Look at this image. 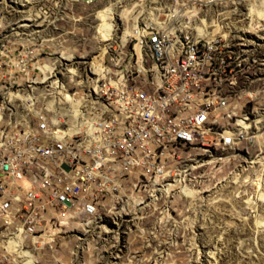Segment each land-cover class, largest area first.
<instances>
[{
  "label": "built area",
  "instance_id": "1",
  "mask_svg": "<svg viewBox=\"0 0 264 264\" xmlns=\"http://www.w3.org/2000/svg\"><path fill=\"white\" fill-rule=\"evenodd\" d=\"M127 37L134 63L118 69L116 39L100 58L53 59L0 35V264L69 235L96 255L178 252L196 216V200L182 207L183 152L253 138L261 25L142 21Z\"/></svg>",
  "mask_w": 264,
  "mask_h": 264
},
{
  "label": "rangeland",
  "instance_id": "2",
  "mask_svg": "<svg viewBox=\"0 0 264 264\" xmlns=\"http://www.w3.org/2000/svg\"><path fill=\"white\" fill-rule=\"evenodd\" d=\"M206 1L0 0V35L36 42L53 59L59 54L91 56L98 52L101 24L116 25L109 56L118 69H126L135 47L123 33L142 21H189L192 26L250 21L264 30V0ZM248 11L250 20L244 17ZM182 168V184L195 195L181 196L182 207L193 198L196 216L182 222L180 251L96 255L82 248V237L69 235L57 237L51 247L39 243L32 251L23 248L26 264H264V117L253 138L234 149H187Z\"/></svg>",
  "mask_w": 264,
  "mask_h": 264
},
{
  "label": "bare ground",
  "instance_id": "3",
  "mask_svg": "<svg viewBox=\"0 0 264 264\" xmlns=\"http://www.w3.org/2000/svg\"><path fill=\"white\" fill-rule=\"evenodd\" d=\"M87 2H89V1H95V0H86ZM211 1H214V0H211ZM208 2H210L209 0H208ZM261 12V11H260ZM181 15V14H180ZM262 16V15H261ZM102 26H101V28H100V30H99V33H98V42H99V45H98V56H97V58H100L101 56H102V54L104 53V50L107 48V46H106V41H109V40H114V39H116V25H111V24H101ZM135 27V26H134ZM133 27V28H134ZM198 27V26H197ZM132 28V29H133ZM132 29H130L129 30V32L127 33V32H124L123 33V39H125L126 38V36L128 35V34H130L131 33V31H132ZM33 38V37H32ZM62 56H66V55H64V54H61ZM95 59L94 60V63H93V65H98V64H100V60L99 59ZM67 69H70V70H72V68H70V67H67ZM261 119H263V117L261 118ZM176 184V183H175ZM186 190L187 191H190L191 193H190V195L189 194H187L186 193ZM179 191H180V196H182V197H185V198H190V197H193V196H195L194 194H193V191L192 190H190V188L189 187H187L185 184H182L181 183V185H180V189H179ZM193 198H191L190 199V201H189V203H193ZM10 241L8 242V244L6 245V247L8 248V250L9 249H11V250H16L14 247L16 246V245H20V238H16V239H9ZM10 243H12V244H14V247L12 246V247H10ZM25 249V248H24ZM22 250H23V248L21 249V250H19V251H17V259H18V263L19 264H26V261H27V259H26V257H23L21 254L23 253L22 252ZM20 258V259H19Z\"/></svg>",
  "mask_w": 264,
  "mask_h": 264
}]
</instances>
